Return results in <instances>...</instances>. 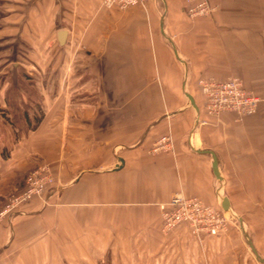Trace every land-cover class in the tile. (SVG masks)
<instances>
[{
  "label": "crops",
  "instance_id": "1",
  "mask_svg": "<svg viewBox=\"0 0 264 264\" xmlns=\"http://www.w3.org/2000/svg\"><path fill=\"white\" fill-rule=\"evenodd\" d=\"M101 1L0 0V212L34 172L53 179L0 222V264H263L264 0H210L196 19L184 0ZM14 63L36 100L21 116ZM230 77L256 112L207 116L197 81ZM177 194L231 210L235 194L261 234L243 218L240 233H163Z\"/></svg>",
  "mask_w": 264,
  "mask_h": 264
},
{
  "label": "built area",
  "instance_id": "2",
  "mask_svg": "<svg viewBox=\"0 0 264 264\" xmlns=\"http://www.w3.org/2000/svg\"><path fill=\"white\" fill-rule=\"evenodd\" d=\"M145 0H103L106 7L127 9L132 5H143ZM185 9L190 17L208 16L213 11L210 0H185ZM200 91L204 97V111L210 117L222 113H232L238 117L249 116L256 112L260 99L246 90L236 77L225 81L212 79L199 80ZM27 189L17 197H13L0 212V222L16 212V206L31 196L41 197L43 189L53 183V179L44 171L34 172L27 180ZM53 192V191H52ZM51 192V193H52ZM50 193V194H51ZM48 195V197L50 196ZM48 197L43 199L45 204ZM163 233H169L180 225H187L191 234L197 239L202 235L216 236L224 230L225 217L222 208H214L203 204L194 197L174 195L170 201L160 206Z\"/></svg>",
  "mask_w": 264,
  "mask_h": 264
},
{
  "label": "rangeland",
  "instance_id": "3",
  "mask_svg": "<svg viewBox=\"0 0 264 264\" xmlns=\"http://www.w3.org/2000/svg\"><path fill=\"white\" fill-rule=\"evenodd\" d=\"M102 1L100 3L102 8H104V9H116L118 11H125L129 8H132V7H143L147 3V0H145L143 5L136 4V5H132V6L128 7L127 9L120 10L118 7H114V6L109 7V8L106 7ZM182 4H183L182 10L189 19H196V18L205 17V16H202V17H198V16L197 17H190V16H188V13L186 12V9H185L186 1L184 0V2H182ZM16 68L20 69L19 70L20 81H16L17 83H15V86H14L15 88L13 90H16L18 93L25 94L26 97H28V100L30 101V102L29 101L27 102L25 99H22V98H20L19 100L15 99V106H16L15 110L18 112V114L16 116H21V114H20L21 111H25L26 107H29V103L34 106L36 100L34 99V97H29V96H33L34 94L29 87L27 88V85L28 84L30 85V83L27 82L26 76L24 75L25 76L24 77L23 75H21V74H24V71H26L27 66L25 67L23 65H19L17 63H14L10 66L9 71H7L8 67H7V69L4 70V74H6L7 76H10V77H13V80H14V79H16V75L18 74L16 72ZM198 82L199 81H197L196 85H197L198 89L200 90ZM200 93H201V91H200ZM203 99H204V97H203ZM234 117H236L237 119H241L243 117H249V116L238 117L237 115L234 114ZM2 118H5L4 115L2 116ZM1 132H2V130L0 128V133ZM231 196L233 197L234 208H232V210L230 209V211H227V212L223 211L224 217H225V226H224V230L221 233H226L229 229H232L233 231H237L240 233V226L238 224L239 223L238 220H239V218H243L245 223L242 224V226L247 233H252L253 235L254 234L256 235L257 233L261 234V232L259 230L262 228L260 225H258L257 222H255L254 217L251 216V210H246V209L245 210H241V209L239 210L236 208V207H241L242 205H245L243 203L244 201L242 202L240 198L239 199L235 198V194L231 195ZM257 238L255 236L254 240H257ZM258 242H260L264 246V243L262 242L261 238L258 239Z\"/></svg>",
  "mask_w": 264,
  "mask_h": 264
},
{
  "label": "water",
  "instance_id": "4",
  "mask_svg": "<svg viewBox=\"0 0 264 264\" xmlns=\"http://www.w3.org/2000/svg\"><path fill=\"white\" fill-rule=\"evenodd\" d=\"M60 40L64 37V33L63 32H60L58 34ZM212 157H213V164H212V167L214 169V171L217 173V166H216V160H215V157L213 155V153H211ZM221 208L223 211L227 212V211H230V207H229V204L226 200V198H223L222 201H221ZM258 260L264 264V259H261L258 257Z\"/></svg>",
  "mask_w": 264,
  "mask_h": 264
},
{
  "label": "trees",
  "instance_id": "5",
  "mask_svg": "<svg viewBox=\"0 0 264 264\" xmlns=\"http://www.w3.org/2000/svg\"><path fill=\"white\" fill-rule=\"evenodd\" d=\"M35 117H36V120H35V121L37 122V121H38V119H39V116L37 117V116L35 115Z\"/></svg>",
  "mask_w": 264,
  "mask_h": 264
}]
</instances>
